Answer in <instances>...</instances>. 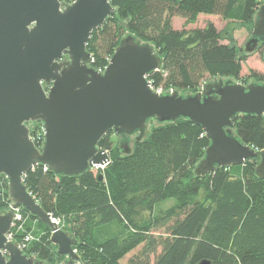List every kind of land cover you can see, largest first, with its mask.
I'll return each mask as SVG.
<instances>
[{
    "label": "trees",
    "instance_id": "16d2710c",
    "mask_svg": "<svg viewBox=\"0 0 264 264\" xmlns=\"http://www.w3.org/2000/svg\"><path fill=\"white\" fill-rule=\"evenodd\" d=\"M263 2L110 0L115 15L86 44L90 66L104 71L130 34L152 46L161 59L160 69L146 77L153 90L193 95L207 79L264 84V75L255 71L241 76L247 54L233 36L241 28L251 34ZM199 15L219 16L226 24L221 30L212 23L189 30L172 27L174 18L189 25ZM254 51L262 53L264 43ZM232 124L243 145L264 149V115H239ZM41 126L30 123V136ZM112 134L97 144L109 156L102 169L69 177L37 165L23 178L40 207L77 240L79 264H264V179L255 175L254 163L195 176L209 141L202 127L187 119L152 126L129 154L113 145ZM34 145L40 148L41 143ZM171 200L169 207H162ZM11 204L8 179L0 175V213ZM18 211L23 223L12 240L23 245V254L44 264L64 261L50 242V229L25 209ZM26 236L32 238L27 243Z\"/></svg>",
    "mask_w": 264,
    "mask_h": 264
},
{
    "label": "water",
    "instance_id": "95a60500",
    "mask_svg": "<svg viewBox=\"0 0 264 264\" xmlns=\"http://www.w3.org/2000/svg\"><path fill=\"white\" fill-rule=\"evenodd\" d=\"M109 1L0 0V175L8 179L12 202L0 213V264H44L6 238L20 208L50 229V242L65 257L64 264H79L77 240L40 207L23 178L37 165L69 177L104 167L109 156L97 144L109 132L122 137L119 148L129 154V136L137 133L134 141H140L148 121L157 125L187 119L201 126L209 141L195 176L250 161L255 175L264 179V149L243 145L232 124L239 115H264V84L214 79L193 95L159 94L146 77L160 69L161 59L152 46L130 34L104 71L94 70L86 44L115 15ZM259 43H264V2L245 53ZM32 122L43 126L40 149L29 136Z\"/></svg>",
    "mask_w": 264,
    "mask_h": 264
},
{
    "label": "rangeland",
    "instance_id": "374dc122",
    "mask_svg": "<svg viewBox=\"0 0 264 264\" xmlns=\"http://www.w3.org/2000/svg\"><path fill=\"white\" fill-rule=\"evenodd\" d=\"M207 23H212L217 30L223 29L225 24H226V22L223 21L219 16L199 15L196 23L189 24V25H185L184 21L182 19H180V18H174L172 20V27L174 29H177V30L182 29V28H185V29L189 30V29H194V28H202ZM233 36H234V39L236 41L237 46L240 47L241 49H243V51H244V45L247 42V40L250 39L251 34H249L245 29L241 28V29L234 30ZM246 54H247V58H246V61L242 64L241 76H247L250 71H255L258 74L264 75V56H263V51H262V53L258 52V51L257 52L254 51V52H250V53H246ZM223 80L225 81V79H223ZM212 81L213 80H210V79L208 80L207 79V81H205L204 83H208V82H212ZM202 85H201V87H202ZM200 90H201V88H200ZM169 92H171V91L169 90L168 93ZM161 94H165V93L161 92ZM156 123H157L156 121H151L150 123H147L146 129H145V134H147L149 132L150 128L152 126H155ZM136 137H137V133H134V134L129 136V139H130V142L128 143V147L129 148L135 142L134 138H136ZM120 139H122V137L120 135L114 134V133L112 134L113 145L119 147ZM172 203H173L172 200L171 201H167V202H165L162 205V207L163 208L169 207ZM11 206H12V204L9 206V208ZM21 227H22V225H21ZM131 255H132V253H130L124 259L123 262H125L127 260V258L129 256H131ZM64 261H62L60 264H64Z\"/></svg>",
    "mask_w": 264,
    "mask_h": 264
},
{
    "label": "built area",
    "instance_id": "2783aa9c",
    "mask_svg": "<svg viewBox=\"0 0 264 264\" xmlns=\"http://www.w3.org/2000/svg\"><path fill=\"white\" fill-rule=\"evenodd\" d=\"M99 72H103V71H99ZM154 91H156V92L159 93V94H161V92H162L160 89H159V90H154ZM28 129H29V125H28ZM29 136H30V134H29ZM30 139H31V141L33 142V144H34V141L41 143V146H40V148H41L42 145H43V142H44V130H43V126H41L40 131H38L33 137L30 136ZM40 148H38V149H40ZM102 168H103V167H101L100 169H102ZM22 223H23V218H22L21 214L19 213V211L17 210V211H16V219H15V221H14V224H13V226H12V229H11V231L6 235V238H7L8 241H12V242H13L12 239H13V237H14V234L16 233V231H18V230L21 229V225H22ZM20 224H21V225H20ZM31 239H32V238H31L30 236H26V237L23 239V241H24L25 243H27V242H29ZM18 245H19V244H18ZM19 247H20L21 250H22L23 245H19Z\"/></svg>",
    "mask_w": 264,
    "mask_h": 264
},
{
    "label": "flooded vegetation",
    "instance_id": "af4514ba",
    "mask_svg": "<svg viewBox=\"0 0 264 264\" xmlns=\"http://www.w3.org/2000/svg\"><path fill=\"white\" fill-rule=\"evenodd\" d=\"M28 125H30V123Z\"/></svg>",
    "mask_w": 264,
    "mask_h": 264
}]
</instances>
